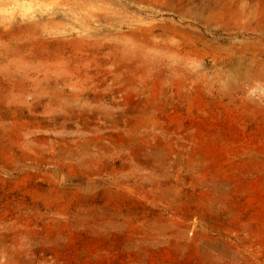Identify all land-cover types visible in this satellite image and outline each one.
<instances>
[{
	"label": "rangeland",
	"instance_id": "obj_1",
	"mask_svg": "<svg viewBox=\"0 0 264 264\" xmlns=\"http://www.w3.org/2000/svg\"><path fill=\"white\" fill-rule=\"evenodd\" d=\"M0 264H264V0H0Z\"/></svg>",
	"mask_w": 264,
	"mask_h": 264
}]
</instances>
